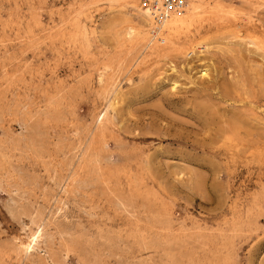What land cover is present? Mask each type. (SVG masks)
Returning a JSON list of instances; mask_svg holds the SVG:
<instances>
[{
    "label": "rangeland",
    "instance_id": "obj_1",
    "mask_svg": "<svg viewBox=\"0 0 264 264\" xmlns=\"http://www.w3.org/2000/svg\"><path fill=\"white\" fill-rule=\"evenodd\" d=\"M137 3L0 0V264H264V0Z\"/></svg>",
    "mask_w": 264,
    "mask_h": 264
},
{
    "label": "bare ground",
    "instance_id": "obj_2",
    "mask_svg": "<svg viewBox=\"0 0 264 264\" xmlns=\"http://www.w3.org/2000/svg\"><path fill=\"white\" fill-rule=\"evenodd\" d=\"M125 5H128L131 1L136 2L137 0H121ZM138 2V1H137ZM138 4V3H137ZM219 4V3H218ZM221 4V3H220ZM133 5V4H132ZM135 11L137 10L138 13L143 17V21L145 22L142 31L143 37L145 39V42H147L145 47L146 49L149 48L154 52H159L165 49H181L180 44L178 45L177 39L181 37L182 34L190 32L194 27L199 24V22L204 19L203 17L207 14H214L216 13H222L224 11V14L226 11L224 10V7L221 5H207L204 4V0H189L186 8L183 11H180L178 13H174L170 15L167 19L163 20L162 22L156 21L152 15L143 9H141L139 6H133ZM223 9V10H222ZM137 13V12H136ZM135 14V13H134ZM206 15V17H207ZM212 16V15H211ZM212 16V17H213ZM216 17V16H214ZM228 17V16H227ZM209 18V17H207ZM219 18V17H218ZM217 18V19H218ZM234 18V17H233ZM214 19V18H213ZM220 19V18H219ZM208 20V19H207ZM212 20V18H211ZM132 26V25H131ZM236 27V26H235ZM134 28V27H133ZM130 31V30H129ZM128 33V32H127ZM140 34V33H139ZM130 35V34H129ZM128 35V36H129ZM138 35V33H137ZM133 37V35H131ZM130 36V37H131ZM134 36L135 33H134ZM141 37V40L143 39ZM137 38V37H134ZM131 39V38H130ZM138 39V38H137ZM136 39H134L135 41ZM140 40V41H141ZM181 40V39H180ZM193 40L190 39V41ZM195 40V39H194ZM132 41V40H131ZM128 42V41H127ZM198 42V41H197ZM130 45L132 42H130ZM128 43V44H129ZM181 43V42H180ZM184 43V42H183ZM195 43V42H194ZM135 44V43H134ZM136 45V44H135ZM126 46V45H125ZM180 46V47H179ZM141 47V46H140ZM184 48V46H183ZM181 49L184 50V49ZM145 50V49H144ZM148 50V49H147ZM195 51V49H193ZM166 51V50H165ZM193 51V52H194ZM164 52V51H163ZM191 52V51H190ZM189 55V54H188ZM124 56V55H123ZM126 60V59H125ZM136 62V61H135ZM134 62V63H135ZM201 73L202 76L205 78L208 76V70L202 69ZM115 90V88H114ZM204 115V114H203ZM105 118V115L102 117V120ZM97 122V121H96ZM239 133V132H238ZM96 156V155H95ZM99 157V156H98ZM97 160V159H96ZM77 161V160H76ZM106 162V161H105ZM73 168V167H72ZM71 168V169H72ZM67 183V182H66ZM76 187V186H75ZM37 236V234H36ZM35 237V236H34ZM33 238V237H32ZM43 239V238H42ZM30 246V245H29ZM28 247V246H27ZM29 248V247H28ZM27 250V249H26ZM29 251V250H28Z\"/></svg>",
    "mask_w": 264,
    "mask_h": 264
},
{
    "label": "built area",
    "instance_id": "obj_3",
    "mask_svg": "<svg viewBox=\"0 0 264 264\" xmlns=\"http://www.w3.org/2000/svg\"><path fill=\"white\" fill-rule=\"evenodd\" d=\"M141 9L148 11L152 17L162 22L170 15L183 11L189 0H137Z\"/></svg>",
    "mask_w": 264,
    "mask_h": 264
}]
</instances>
